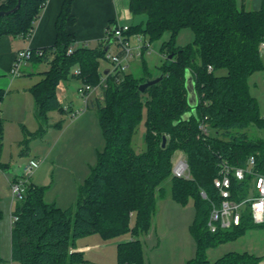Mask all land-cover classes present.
I'll return each mask as SVG.
<instances>
[{
    "label": "trees",
    "instance_id": "trees-1",
    "mask_svg": "<svg viewBox=\"0 0 264 264\" xmlns=\"http://www.w3.org/2000/svg\"><path fill=\"white\" fill-rule=\"evenodd\" d=\"M47 1L22 0L17 12L1 17L0 40L6 36H32L34 23ZM74 1L64 0L56 21L55 44L39 48L43 55L35 54L31 60L43 63L55 55L42 80L30 89L39 129L25 130L22 143L45 135L50 112H66L59 99V86L78 78L100 88L94 104L104 146L98 150L90 174L79 184L74 206L62 209L46 201V187L32 182L27 185L25 198L13 213L18 220L11 229L12 261L84 264V253L76 251L79 239L98 234L111 240L129 233L133 240L118 246V264H145L141 238L152 229L159 200L167 195L164 183L170 179L172 199L183 206L192 200L196 208L190 231L197 250L187 264H261L262 257L247 252H229L215 262L208 260L209 249L235 241L258 226L247 218L240 227L212 233L207 227L211 203L201 192L215 198L214 179L221 159L242 165L250 155L259 154L264 161V139L248 134L252 126L264 128V117L249 83L254 74L264 71L260 50L264 41V0L257 10L247 9L239 0H131L133 16H144L145 20L131 25L130 34L142 33L150 44L170 34L162 45L166 62L158 73L163 74V80L145 93L139 86L159 75L145 65L142 76L127 71L106 74L101 63L107 60V43L96 48L76 47L69 53L76 42L75 35L67 30L76 22L72 15ZM17 3L8 0L0 11L12 10ZM186 28L194 32V41L177 47V37ZM73 67L80 69L78 76L72 75ZM221 70L226 74L217 75ZM188 72L195 83L198 105L196 114L184 120L183 116L193 110L186 87ZM6 94L0 89V103ZM205 118L211 132L206 139L199 131ZM142 123L145 149L136 150L133 137ZM3 125L0 117V170L10 167L1 160ZM164 136L166 148L162 147ZM177 150L187 157L191 179L172 175V157ZM2 218L0 209V221ZM0 264H4L1 257Z\"/></svg>",
    "mask_w": 264,
    "mask_h": 264
},
{
    "label": "rangeland",
    "instance_id": "rangeland-1",
    "mask_svg": "<svg viewBox=\"0 0 264 264\" xmlns=\"http://www.w3.org/2000/svg\"><path fill=\"white\" fill-rule=\"evenodd\" d=\"M241 2L242 0H239L240 4H242ZM243 3L247 9H251L254 5V0H244ZM144 20V16H136L131 21V25H140ZM169 38L170 34L166 33L161 40L151 43L150 50H147L143 57H135L129 62L127 72L135 76H142L145 74V65L148 71L158 76L159 68L166 62V57L162 53V45ZM193 41L194 32L192 29L186 28L177 37L176 45L177 47H186ZM117 51L118 48L113 46L111 52L115 53ZM54 57L55 55L51 56L47 62L43 63L31 62L38 68L46 66L45 69L47 70L45 72H47L53 63ZM110 64L109 60H103L101 68L107 69L110 67ZM77 69L79 68L73 67L72 75H75L74 73ZM224 73L226 71H217V75ZM21 79L27 80L28 78L27 76H22ZM249 83L251 93L258 100L261 114L264 117V71L254 74L250 78ZM81 86V80L70 78L69 84H64L63 82L59 86L58 93L64 109L70 106L75 112L80 111L82 114L78 118L83 117L81 120L86 118L83 122L85 123L87 120L86 125L82 126V124H79L75 130L69 131L63 136L61 131L56 130L50 137L48 136L49 139L46 138L48 140H45V142L40 138H33L28 143H22L26 137L25 130L33 132L29 127L33 122L31 108L26 105V101H22V96L21 100L16 96L7 99L8 105L12 106L11 109L13 110H16L17 99L21 103V105L18 104L19 109L24 106L23 111L27 119L22 124H16L15 121L10 122L8 132L4 134L1 160L3 163L10 165L8 169L0 170V209L3 211V218L0 221V257L4 261V264H20L11 259L13 213L20 200L13 199L9 177L18 175L30 159H43L44 153L48 150L46 148L47 144L49 142L54 143L59 139L60 142L53 155L54 159L51 157V160H48L50 164H47L45 167L40 165L34 171V174L31 175L30 181L47 188L46 196L48 201L54 200L55 196L59 194L61 198L59 206L62 209H66L76 204L78 186L90 174V166L96 163L97 152L104 146L103 134L99 124L98 108L93 103L87 106L84 98L78 93V88ZM4 100L5 98L1 104ZM71 116V112L52 111L49 120L50 123L62 121L61 125L65 129L70 121L75 119ZM24 125L27 128H24ZM248 134L254 139H264V128L252 126L248 129ZM59 136L62 137L59 138ZM64 144L68 145L67 149L66 147L63 148ZM133 146L136 150L145 149L144 123L139 126L133 137ZM180 155H182L180 150L175 151L172 160L176 161ZM84 163L87 164L89 169L85 168ZM71 170L77 172L76 178L73 175L71 176ZM37 172H39L38 175H36ZM164 187L167 189V195L164 199H160L158 203V211L154 218L156 231L153 230L147 239V235L141 238L143 240L145 264H187L189 260L196 256L197 250L195 240L190 231V226L196 214V208L192 200L187 206H183L172 199L170 179L164 183ZM129 235L127 233L117 237L118 239L114 238L116 240H111L118 241ZM229 252H247L262 257L264 261V226L250 229L237 240L211 248L206 254L209 261L215 262ZM105 264H118L117 253L114 252L113 255H108V262Z\"/></svg>",
    "mask_w": 264,
    "mask_h": 264
},
{
    "label": "crops",
    "instance_id": "crops-1",
    "mask_svg": "<svg viewBox=\"0 0 264 264\" xmlns=\"http://www.w3.org/2000/svg\"><path fill=\"white\" fill-rule=\"evenodd\" d=\"M243 1L244 0H242L241 2L242 4ZM7 2L8 0H0V6ZM63 3L64 0L47 1L45 7L42 9L39 17L34 23V30L31 38L27 39L25 37L20 36H6L0 40V89H4L8 92V95L5 97L4 102L2 104L0 103V117L4 123V134L8 132L10 122L15 121L16 124H22L27 119V116L26 114L24 115L25 112L23 111L24 106L19 109L18 104L21 105V103L17 101V99L15 105L16 110L11 109L12 106L8 105L7 99L9 97L14 96L20 98V100L22 96V101H26V105L30 106L31 108V114L34 122H32L31 126H29L31 128V131L36 132L39 129V121L36 116L35 99L30 89L42 80L43 72L47 70L45 69L46 66H41L38 68L37 66L35 67L32 62H29L22 68L20 77H17L16 79H12V77L10 76V69L13 65L18 51L28 47H31L33 49H39L43 47H50L55 44L57 37L56 21L61 13ZM130 3L131 0H75L72 5V15L75 17L76 22L74 25L68 26L67 30L69 33H73L75 35L76 47L96 48L104 43L109 27H113L117 24L131 25V21L134 20V16L130 10ZM261 5L262 0H254V5L250 10H257L261 7ZM107 69H110L109 72H111V64L110 67ZM22 76H27L28 81L25 79H21ZM69 80L64 82V84H69ZM98 93L99 90H96L90 96L89 103L87 106H89L90 103L94 104L96 95ZM59 99L61 101L60 96ZM51 113L52 112L49 113V117ZM79 116H77L73 121L71 120L70 123L65 127V129L63 128V125H61L62 121L50 123L49 120V127L47 129V132L40 139L42 141L44 140L45 142L46 138H48V136L50 137L56 130L61 131V134L63 136L67 132H72V130H75V128L79 124L85 126L87 120L85 121V123L83 122L86 118L81 120V118L83 117L78 118ZM58 124H60V126H57ZM24 128H27V126L24 125ZM62 136H59V138ZM59 142V139H57L56 142H49V144H47L46 148L48 150L44 153L45 156L43 159H32L39 160L40 165H43V167H45L47 164H50L48 163V160H51V157L52 159H54L53 155ZM64 145L65 146L63 148L66 147L67 149L68 145ZM84 165L85 168H88L86 163H84ZM93 165H89L90 170ZM71 171V176L73 175L76 178L77 172L75 170ZM38 173L39 172H37L36 175H38ZM19 174L15 175L14 177H9V181L11 182V180L18 178ZM30 182L34 183L33 181ZM36 185L40 186L38 184ZM45 199L47 202L56 203L59 206V201L61 198L58 194L57 196H55L54 200L52 199L51 201H48L47 196H45ZM155 229L156 227H154L153 221L152 229L147 234L146 239L149 238L151 232ZM131 240H133V237L131 235L127 236L126 238H122L118 241H112L104 240L100 235L95 234L79 239L77 241L76 251L84 253L85 258L87 260V262L84 264H105L108 262V255H113L114 252L117 253L118 260V246L122 243L130 242ZM262 264H264V261L262 262Z\"/></svg>",
    "mask_w": 264,
    "mask_h": 264
},
{
    "label": "built area",
    "instance_id": "built-area-1",
    "mask_svg": "<svg viewBox=\"0 0 264 264\" xmlns=\"http://www.w3.org/2000/svg\"><path fill=\"white\" fill-rule=\"evenodd\" d=\"M130 30L131 25L126 24H117L107 30L104 43H112L106 55V59L111 63L112 73L127 71L132 59L142 57L144 49L150 50L151 44L145 35L142 33L130 34ZM26 38H31V35ZM113 46L118 48L115 53L111 52ZM75 48L76 45H72L69 53H72ZM260 50L264 57V41ZM35 54L42 56L43 51L41 49L34 50L31 47L18 51L10 69V76L12 78L19 77L22 68L31 62ZM212 70V66H209V71ZM74 74L78 76L80 69H77ZM99 89V87L82 82L78 93L88 105L90 96ZM65 110L71 112L72 118L82 114L80 111L75 112L70 106ZM206 120L207 118L199 124L200 135L204 139L211 133ZM258 155H250L242 165L234 164L229 159H221L218 165V176L214 179L215 198L210 199L205 191L201 192L202 197L211 203L207 227L212 233L240 227L247 218L257 226H264V161H261ZM39 165V160L30 159L18 178L11 180L14 200L18 199L20 202L24 200L30 177ZM172 175L176 178H192L187 157L183 152L176 161L173 159ZM16 220H18V216L13 214V223Z\"/></svg>",
    "mask_w": 264,
    "mask_h": 264
},
{
    "label": "water",
    "instance_id": "water-1",
    "mask_svg": "<svg viewBox=\"0 0 264 264\" xmlns=\"http://www.w3.org/2000/svg\"><path fill=\"white\" fill-rule=\"evenodd\" d=\"M21 5H22V0H18L16 7L13 8L12 10L0 11V18L5 17V16H9L10 14L17 12L20 9ZM111 44H112L111 42L108 43L107 48H106L107 51L109 50ZM171 57H172V55H171ZM109 71H110V69H107L105 71V73L108 74ZM163 77H164L163 74H161L158 77H155L153 79H147L144 83H142L139 86V90L142 93H145L148 88H150V87L158 84L159 82H161L163 80ZM186 79H187L186 80V87L188 90V102H189L190 106L193 108V110H192V112H188L183 116L184 120H188L193 114H196V107L198 105V95L196 93L195 83H194L192 74L190 72L187 73ZM166 145H167V137L164 136L163 142H162V147L166 148Z\"/></svg>",
    "mask_w": 264,
    "mask_h": 264
}]
</instances>
